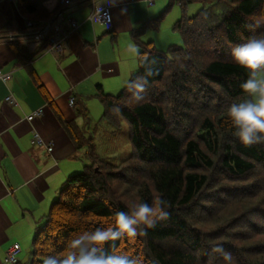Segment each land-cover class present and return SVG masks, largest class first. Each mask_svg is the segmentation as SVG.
Returning a JSON list of instances; mask_svg holds the SVG:
<instances>
[{
    "label": "trees",
    "instance_id": "16d2710c",
    "mask_svg": "<svg viewBox=\"0 0 264 264\" xmlns=\"http://www.w3.org/2000/svg\"><path fill=\"white\" fill-rule=\"evenodd\" d=\"M20 3L35 19H52L61 8L49 12L42 0ZM176 3L180 16L171 28L181 42L160 49L142 39L148 30H160ZM193 3L201 6L190 14ZM130 34L154 73L143 101L131 103L125 85L110 94L98 84L95 97L103 107L100 121L113 132L127 122L131 153L101 155L92 134L59 114L74 145L86 149L87 162L61 186L23 264H41L44 255L63 250L70 234L110 225L115 212L151 203L156 195L167 201L169 218L135 242L117 241L118 251L142 256L144 264H226L210 254L220 243L232 264H264V144H242L227 118L228 106L244 98L240 85L248 76L231 51L264 35V0H169L160 15ZM11 45L44 93L30 62L45 44L31 55L21 44ZM144 71L137 60L130 79ZM73 101L76 115L89 124L84 98Z\"/></svg>",
    "mask_w": 264,
    "mask_h": 264
},
{
    "label": "crops",
    "instance_id": "0c3cea01",
    "mask_svg": "<svg viewBox=\"0 0 264 264\" xmlns=\"http://www.w3.org/2000/svg\"><path fill=\"white\" fill-rule=\"evenodd\" d=\"M60 1L42 0V4L51 12L61 7ZM168 3L117 0L111 6L112 27L107 29L88 21L90 2L75 0L68 15L78 27L72 28L68 19L64 22L70 30L69 41L57 56L46 50L51 19L32 18L20 0L0 1V68L12 73L9 80H0V264H7L6 254L14 243L20 244V252H27L21 242L30 243L63 183L82 170L83 159L87 160L86 149L74 145L59 120L61 114L85 128L86 119L76 115L69 98H84L91 114L93 106L100 110L95 99L89 100L95 97L98 84L107 93L120 92L137 68V59L125 51L135 43L131 31L160 15ZM11 42L21 44L27 55L45 44L30 62L44 93ZM37 110L41 112L29 119ZM26 258L19 256L18 262L23 264Z\"/></svg>",
    "mask_w": 264,
    "mask_h": 264
},
{
    "label": "clouds",
    "instance_id": "9594fccd",
    "mask_svg": "<svg viewBox=\"0 0 264 264\" xmlns=\"http://www.w3.org/2000/svg\"><path fill=\"white\" fill-rule=\"evenodd\" d=\"M116 3L117 0H102L87 17L88 21L107 26L104 18L108 13L104 12L102 5L111 7ZM257 26L250 25L253 29ZM125 51L145 69L142 75L125 83L130 94L129 101L140 103L147 91L149 77L154 73L148 55L142 54L135 43H130ZM231 56L248 73L247 79L240 85L244 98L232 102L227 108L233 135L246 146L264 144V35L251 37L247 42L233 47ZM168 207L167 201L160 195L154 196L151 203H132L127 211L115 212L110 225L70 234L63 250L44 255L41 264H144L142 256L118 251L116 242L124 239L135 242L138 237L146 236L148 229L169 218ZM210 254H218L226 264H232L231 253L226 252L220 243L210 247ZM7 264H16L15 257Z\"/></svg>",
    "mask_w": 264,
    "mask_h": 264
},
{
    "label": "rangeland",
    "instance_id": "374dc122",
    "mask_svg": "<svg viewBox=\"0 0 264 264\" xmlns=\"http://www.w3.org/2000/svg\"><path fill=\"white\" fill-rule=\"evenodd\" d=\"M200 6V3L191 4L189 6V13L192 14L196 12L200 8ZM60 10L61 8L55 12L54 16L58 15ZM179 16L180 8L176 3L171 8V11L163 18L160 31L156 32L153 30H148L146 34L142 36V39L147 41L150 38H153L155 40L156 46L160 49H165L171 43H180V36L171 28L173 21L179 18ZM94 99L96 100V105L98 106V109L100 108V110H98L97 112V108H95L94 106L93 108H91V122L85 125L87 134H92L95 137V142L101 155L109 157L117 156V158H124L128 156L131 153V144L128 140L127 122L123 121L121 128L119 130H116V132H113L112 130H115V128L108 125L106 121H100L101 115L103 113V107L97 98L92 97L89 100L93 101ZM83 161L84 163L87 162L86 159H83ZM35 234L36 232L32 235L30 243L27 241L28 245L26 242H21L22 247L27 252H20L18 258L19 256H27L26 259L28 260L31 250V244Z\"/></svg>",
    "mask_w": 264,
    "mask_h": 264
},
{
    "label": "built area",
    "instance_id": "2783aa9c",
    "mask_svg": "<svg viewBox=\"0 0 264 264\" xmlns=\"http://www.w3.org/2000/svg\"><path fill=\"white\" fill-rule=\"evenodd\" d=\"M0 1H14V0H0ZM75 0H61L62 8L58 15L54 16L50 23L48 24V27L50 31L48 32V44L46 47V50L52 52L55 55H60L64 48L67 46L68 38H69V30L65 29L64 22L68 18L70 22V26L72 28H77V22L73 18L68 16V7L71 6L74 3ZM91 3L92 11H94L95 6L98 8L102 0H88ZM150 4L154 3V0H148ZM104 12L108 13V15L104 18L105 23L108 28L112 26L113 22V16H112V10L111 7L107 4L102 5ZM91 11V12H92ZM91 15V14H90ZM34 22H29V25H33ZM12 73L10 71H4L0 68V80L7 81L11 78ZM6 100H11V95L6 97ZM70 103H73V98H70ZM41 111L37 110L34 113L30 114L28 116L29 119H32L34 115L39 114ZM35 139L38 142H41L40 137L36 134ZM21 247L19 243H14L7 251L6 255V262L10 260L13 256L15 257V262L17 261L18 253L20 251Z\"/></svg>",
    "mask_w": 264,
    "mask_h": 264
}]
</instances>
